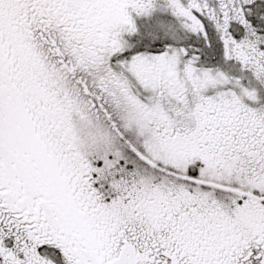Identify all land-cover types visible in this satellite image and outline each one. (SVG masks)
<instances>
[{
    "label": "snow or ice",
    "instance_id": "obj_1",
    "mask_svg": "<svg viewBox=\"0 0 264 264\" xmlns=\"http://www.w3.org/2000/svg\"><path fill=\"white\" fill-rule=\"evenodd\" d=\"M0 264H264V0H0Z\"/></svg>",
    "mask_w": 264,
    "mask_h": 264
}]
</instances>
